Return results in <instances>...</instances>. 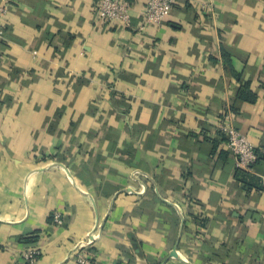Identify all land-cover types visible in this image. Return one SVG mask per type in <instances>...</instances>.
<instances>
[{
	"label": "crops",
	"instance_id": "obj_1",
	"mask_svg": "<svg viewBox=\"0 0 264 264\" xmlns=\"http://www.w3.org/2000/svg\"><path fill=\"white\" fill-rule=\"evenodd\" d=\"M98 1L11 0L0 264H76L91 233L95 264H264V0H176L142 31L148 0L131 28ZM227 126L260 155L249 177Z\"/></svg>",
	"mask_w": 264,
	"mask_h": 264
},
{
	"label": "built area",
	"instance_id": "obj_2",
	"mask_svg": "<svg viewBox=\"0 0 264 264\" xmlns=\"http://www.w3.org/2000/svg\"><path fill=\"white\" fill-rule=\"evenodd\" d=\"M175 3L176 0H148L138 30L142 31L151 26L162 25L170 15ZM10 7L11 0H2L0 6V41H2L5 34L4 22ZM95 9L97 19L105 25L117 24L122 28L132 27V4L129 0H99ZM223 133L229 151L237 157L238 168L251 172L252 166L258 159L255 146L233 126L223 128ZM55 222L62 224L60 214L55 215ZM97 239L98 236L93 233L86 237L82 247L77 251L76 264H95L93 257L87 253L86 248L94 245ZM39 256L40 252L37 250L27 252L24 260L28 264H35Z\"/></svg>",
	"mask_w": 264,
	"mask_h": 264
},
{
	"label": "trees",
	"instance_id": "obj_3",
	"mask_svg": "<svg viewBox=\"0 0 264 264\" xmlns=\"http://www.w3.org/2000/svg\"><path fill=\"white\" fill-rule=\"evenodd\" d=\"M239 98L241 100L246 101V102H255V100H256V96L254 95V93H252L251 91H249L247 89V86H243V88H241ZM256 153L258 155V159H257L256 163L252 166V169L257 164V162L260 160V155H259L257 150H256ZM238 173L242 174L244 177H249L251 175V172L242 170L240 168L238 169ZM25 242L27 243V241H25ZM29 242H32V241H29Z\"/></svg>",
	"mask_w": 264,
	"mask_h": 264
}]
</instances>
